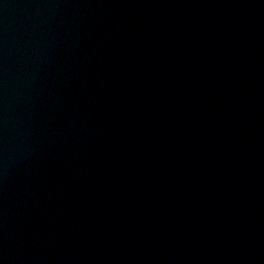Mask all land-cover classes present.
<instances>
[{
	"label": "water",
	"instance_id": "water-1",
	"mask_svg": "<svg viewBox=\"0 0 264 264\" xmlns=\"http://www.w3.org/2000/svg\"><path fill=\"white\" fill-rule=\"evenodd\" d=\"M0 264H264V0H0Z\"/></svg>",
	"mask_w": 264,
	"mask_h": 264
}]
</instances>
